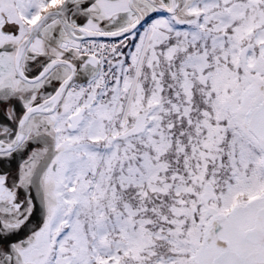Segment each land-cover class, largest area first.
Returning a JSON list of instances; mask_svg holds the SVG:
<instances>
[{
  "label": "snow or ice",
  "instance_id": "6c2138e0",
  "mask_svg": "<svg viewBox=\"0 0 264 264\" xmlns=\"http://www.w3.org/2000/svg\"><path fill=\"white\" fill-rule=\"evenodd\" d=\"M0 264H264V0H0Z\"/></svg>",
  "mask_w": 264,
  "mask_h": 264
}]
</instances>
